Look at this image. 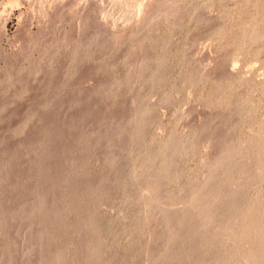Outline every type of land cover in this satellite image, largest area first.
Returning a JSON list of instances; mask_svg holds the SVG:
<instances>
[{
  "label": "rangeland",
  "instance_id": "374dc122",
  "mask_svg": "<svg viewBox=\"0 0 264 264\" xmlns=\"http://www.w3.org/2000/svg\"><path fill=\"white\" fill-rule=\"evenodd\" d=\"M19 1L0 0V264H39L61 249L74 261L94 246L98 264H165L196 242L191 264H240L227 256L257 251L258 238L237 246L232 231L250 204L264 206V0ZM253 29L261 40L245 36ZM226 146L235 166H210ZM72 165L70 201L66 181L57 193L48 187L60 171L70 180ZM158 181L162 203L189 218L187 241L173 242L165 205L147 202ZM218 193L228 196L216 203ZM44 195L52 202L35 211ZM229 205L236 219L224 225ZM60 210L61 225L52 220ZM84 214L96 228L86 237ZM59 229L41 249L39 232Z\"/></svg>",
  "mask_w": 264,
  "mask_h": 264
},
{
  "label": "bare ground",
  "instance_id": "6f19581e",
  "mask_svg": "<svg viewBox=\"0 0 264 264\" xmlns=\"http://www.w3.org/2000/svg\"><path fill=\"white\" fill-rule=\"evenodd\" d=\"M10 1H12V0H10ZM14 1V0H13ZM17 0H15V2H16ZM19 1V0H18ZM77 1V0H76ZM119 1V0H118ZM127 1V0H126ZM129 1V0H128ZM259 1H261V0H259ZM14 2V3H15ZM20 2V1H19ZM121 1H119V3H120ZM137 2V1H136ZM262 2V1H261ZM261 2H258V3H261ZM8 3H9V1H8ZM10 3H13V2H10ZM14 3H13V5H14ZM126 3V2H125ZM16 5L17 4H19L18 2L17 3H15ZM12 5V6H13ZM130 5V4H129ZM128 5V6H129ZM131 5H133V4H131ZM248 5H249V3H248ZM258 6V5H257ZM127 7V6H126ZM125 7V8H126ZM239 7V6H238ZM249 8V7H248ZM247 8V9H248ZM136 9V8H135ZM262 9V8H261ZM45 12V11H44ZM224 12V11H223ZM239 13V12H238ZM130 15V14H129ZM238 15V14H237ZM263 16V15H262ZM223 20V19H222ZM256 20V19H255ZM130 21V20H129ZM219 26V25H218ZM251 26V25H250ZM254 26H256L255 25V23H254ZM253 26V27H254ZM244 28H245V26H244ZM222 29V28H221ZM220 29V30H221ZM238 29H239V27H238ZM248 29V28H247ZM254 29H257V28H254ZM252 30L251 32H249V33H247L245 36H247V37H253V38H255V40L257 39H260L261 40V38H260V36L261 35H258L259 34V32L257 33L255 30ZM258 30H260V29H258ZM222 31V30H221ZM250 31V30H249ZM220 33V32H219ZM241 33V32H240ZM243 34V33H242ZM225 36V35H224ZM261 37H263V36H261ZM252 39V38H251ZM264 39V38H263ZM254 40V39H253ZM116 42V41H115ZM30 43V42H29ZM34 43V42H33ZM52 44V43H51ZM57 44V43H56ZM60 45V44H59ZM53 46V45H52ZM92 47V46H91ZM55 49V48H54ZM56 49H58V48H56ZM24 52V51H23ZM47 52V51H46ZM20 53V52H19ZM26 53V52H25ZM47 55V54H46ZM69 56V55H68ZM80 56V55H79ZM223 60V59H222ZM162 61V60H161ZM160 62V61H159ZM163 62V61H162ZM228 64V63H227ZM223 66V65H222ZM221 66V67H222ZM231 73V72H230ZM205 76V75H204ZM206 77V76H205ZM222 79V78H221ZM231 79V78H230ZM4 83V82H3ZM221 83V82H220ZM142 115V114H141ZM106 117V116H105ZM210 117V116H209ZM221 118V117H220ZM218 119V118H217ZM215 120V119H214ZM213 120V121H214ZM115 121V120H114ZM82 122V121H81ZM116 122V121H115ZM220 122V121H219ZM204 123V122H203ZM223 123V122H222ZM221 123V124H222ZM101 124V123H100ZM142 124V123H141ZM141 124H140V126H141ZM205 124V123H204ZM203 124V125H204ZM210 124V123H209ZM200 125V124H199ZM214 125V124H213ZM212 125V126H213ZM144 126V125H143ZM143 126H141V127H139L138 128V131L140 132L142 129H144V127ZM206 127V126H205ZM208 127V126H207ZM202 128H204V127H202ZM211 128V127H210ZM203 130V129H202ZM204 130H205V128H204ZM136 132V133H138L139 134V132ZM197 131V130H196ZM219 131V130H218ZM196 133V132H195ZM201 133V132H200ZM198 135V134H197ZM219 135V134H218ZM133 136V135H132ZM131 136V137H132ZM137 136V135H136ZM192 136V135H191ZM196 136V135H195ZM194 136V137H195ZM125 137H127V136H125ZM208 137V136H207ZM191 139V138H190ZM205 139V138H204ZM213 139V138H212ZM221 139V138H220ZM85 140V139H84ZM125 140V139H124ZM223 140H224V138H223ZM210 141V140H209ZM212 141V140H211ZM217 141V140H216ZM173 142L177 145V150L176 151H179L180 149H181V146L183 145V143H184V141H182V140H177V142H176V140H175V138L173 139ZM199 142V141H198ZM217 142H219V141H217ZM170 143V142H169ZM166 145H168L167 143H165ZM221 144H222V142H221ZM42 145V144H41ZM216 145V144H215ZM221 147H222V145H220ZM71 147V146H70ZM210 147V146H209ZM213 147V146H212ZM220 147V148H221ZM224 147V146H223ZM72 148V147H71ZM71 148H69V149H71ZM218 148V147H217ZM36 149V148H35ZM82 151H83V149H82ZM230 149H229V147L228 146H226V148L225 149H223V150H221V152H220V154L218 155L219 157H217L216 159H214L213 161H211V163H210V166H212V167H219V166H223V165H232V166H235V162H236V160L234 159V155H232V154H230ZM216 152H217V149H216ZM161 153H162V151H161ZM171 153V152H170ZM178 153V152H177ZM219 153V152H218ZM162 154H164V152L162 153ZM79 155V154H78ZM81 155V154H80ZM83 155V154H82ZM166 157H169V155L170 154H164ZM208 155V154H207ZM22 156V155H21ZM54 158L56 157V156H53ZM173 157V156H172ZM78 158V157H77ZM161 158V157H160ZM20 159V158H19ZM43 159V158H42ZM56 159H57V157H56ZM153 159V158H152ZM157 159V158H156ZM173 159V158H172ZM10 160V159H9ZM55 160V159H54ZM63 160V159H62ZM210 160H211V158H210ZM18 161V160H17ZM56 161V160H55ZM59 161V160H58ZM66 161V160H65ZM80 161H81V158H80ZM79 161V162H80ZM84 161V159H82V161L81 162H83ZM161 161H163V160H161ZM169 161V160H168ZM167 161V162H168ZM11 162H12V160H11ZM20 162H22V161H20ZM24 162V161H23ZM76 162V161H75ZM80 162V163H81ZM165 162V161H164ZM208 162V161H207ZM210 162V161H209ZM44 163H46V162H44ZM63 163V162H62ZM76 163H78V162H76ZM84 163V162H83ZM83 163L82 164H80L79 165V163H78V167H77V165H75V169L72 171L73 173L68 177L70 180H68V184H67V180H66V177H65V172H61L60 171V173H58V174H56V175H58L57 176V178H56V180H53L54 181V183H52V184H49V185H51V187H48V190H49V188H51L50 190L51 191H49L50 193L51 192H55V193H57L58 191V189H60L61 187H63L64 185H65V181H66V185L65 186H67L66 188L68 189V191L66 192L67 194L65 195L67 198H68V200H70V201H73L75 198H74V196L76 195V190L78 189V187H76L75 188V182H74V179L76 178L75 176L78 174L77 173V169H79V166L80 167H83V166H81V165H83ZM13 167V166H12ZM60 167V166H59ZM64 167V166H63ZM76 167H77V169H76ZM56 168V167H55ZM62 168V167H61ZM57 169V168H56ZM58 170V169H57ZM56 170V171H57ZM62 170V169H61ZM65 170V169H64ZM10 171V170H9ZM23 171V170H22ZM83 171V170H82ZM26 172V171H25ZM80 172V171H79ZM21 174V173H20ZM43 174V173H42ZM50 174V173H49ZM53 174V173H52ZM51 174V175H52ZM82 174V172L79 174V175H81ZM84 174L85 175H91L90 174V172H88V174H86L85 173V171H84ZM157 174V176L159 177V174H158V172L156 173ZM161 174V173H160ZM248 174V173H247ZM13 175V174H12ZM40 175V174H39ZM83 175V174H82ZM235 175V174H234ZM262 176H264V173L263 174H261ZM43 176V175H42ZM45 176V175H44ZM44 176H43V178H44ZM88 176V177H89ZM156 176V177H157ZM245 176V175H244ZM24 177V176H23ZM91 177V176H90ZM232 177V173H227L226 175H225V178H231ZM41 180H42V178H40ZM48 179V178H47ZM77 180H78V178H76ZM46 180V179H45ZM50 180V179H49ZM159 180V179H158ZM227 180V179H226ZM18 181V180H17ZM43 181H44V179H43ZM48 181V180H47ZM228 181V180H227ZM159 183H157L156 182V185H155V187H154V189H153V194H151L150 192H149V190L150 189H152V188H150L149 187V190H148V193H146L147 192V188L145 189L146 190V192H145V190H144V192L146 193V194H149L150 193V195L149 196H147L145 193L143 194V195H146L148 198H146L147 199V202L148 203H151V202H158L159 204L157 205V203H156V205L157 206H161V205H165V208L164 207H162V210H163V212H165L166 214L165 215H163V216H165L166 218H165V224H167L168 225V227H170V229H171V234H172V240H173V242H175V241H177L178 240V242L180 241H183V240H186V238L188 239V231H189V228H187V226H188V217L187 216H180V215H177L178 214V212L177 211H174V210H176V206H174L175 204H174V200L173 201H171L170 202V200H168L169 202L167 203V206H166V204H163V203H165L164 202V200L162 199V201H163V203H162V201H161V198H162V196H163V192H164V190L166 189L167 190V188H164V189H162V186H161V182L160 181H158ZM17 183V182H16ZM48 183V182H47ZM45 184V183H44ZM44 184H42V186L44 185ZM45 185H47V184H45ZM19 186V185H18ZM41 186V187H42ZM48 186V185H47ZM153 187V186H152ZM18 188V187H17ZM20 188V187H19ZM38 188H40V187H38ZM65 188V189H66ZM45 189V188H44ZM93 190H95L96 191V189L97 188H95L94 189V187L92 188ZM92 189H91V187H90V191H86V192H83V197H84V195L86 196V197H88L89 196V198H90V194L91 195H93L92 194ZM17 190V189H16ZM20 190V189H19ZM24 190V189H23ZM170 190V189H169ZM168 190V191H169ZM40 191H41V189H40ZM57 191V192H56ZM60 191V190H59ZM94 191V192H95ZM151 191V190H150ZM238 191V190H237ZM45 192V191H44ZM49 192H47V193H49ZM158 192H160V195H159V193ZM49 193V194H50ZM143 193V190H142V192H141V194ZM157 193H158V195H157ZM165 193H168L167 191L165 192ZM164 193V194H165ZM39 194H41V193H39ZM54 194V193H53ZM59 194V193H58ZM202 193H198V195H194V200H192L191 201V203L192 202H194V204H198V203H201V201H202V195H201ZM225 194V193H224ZM224 194H222V193H218L215 197H214V201L216 202V203H220V201H222V200H225L226 198H227V196L226 195H224ZM235 194H237L236 192H235ZM234 194V195H235ZM55 195V194H54ZM229 195H230V193H229ZM50 197L52 196L51 194L49 195ZM165 196V195H164ZM168 197H169V195H167ZM232 196V195H231ZM230 196V197H231ZM49 197V198H50ZM86 197H85V201H83V203H84V205L86 206V203H87V200L89 199H86ZM31 198V197H30ZM37 198V197H36ZM48 198V196L47 195H44V197L40 200V202H38L37 204H36V206L34 207V210L35 211H41V210H43V209H45V207H46V205L48 206V204L49 203H51L52 201H51V199L52 198H50V201L48 200L49 199ZM67 198H65V201L67 202ZM74 198V199H73ZM142 198L144 199V197L142 196ZM259 200V197L257 198L256 197V199L255 200ZM255 200L253 201V202H255ZM37 201V200H36ZM47 201H49V203L48 204H46L47 203ZM69 201V202H70ZM88 201H90V200H88ZM143 201V200H142ZM262 201V200H261ZM69 202H67L68 203V205H69ZM176 202V201H175ZM185 202V201H184ZM252 202V203H253ZM89 203V202H88ZM147 203V204H148ZM190 202H188V204H189ZM255 203H257V202H255ZM70 204H73L72 202L70 203ZM146 204V203H145ZM188 204L186 205V207L188 206ZM53 205V204H52ZM76 205H78V204H76ZM83 205V206H84ZM89 205V204H88ZM177 205V204H176ZM199 205V204H198ZM197 205V206H198ZM256 205V204H255ZM51 206V205H50ZM49 206V207H50ZM58 206V205H57ZM56 206V207H57ZM62 206V205H61ZM63 206H67V205H63ZM98 204L97 205H95V207H94V209H93V213L94 212H96L97 211V209H98ZM146 206V205H145ZM144 206V207H145ZM156 206V207H157ZM192 206V205H191ZM249 206V205H248ZM257 206V205H256ZM258 206H261V204L260 205H258ZM76 207H78V206H76ZM155 207V208H156ZM174 207H176V208H174ZM51 208V207H50ZM62 208H64V207H62ZM69 208H71V210L73 209L72 207H70L69 206ZM84 208V207H83ZM86 208V207H85ZM161 208V207H160ZM185 208V207H184ZM184 208H182L183 210H184ZM48 209V208H47ZM52 209V208H51ZM51 209L49 210V211H51ZM60 209H61V207H60ZM66 209H67V207H66ZM80 209V208H79ZM88 209V208H87ZM188 209V208H187ZM263 209V210H262ZM261 210L260 209H257V210H255V208H254V206L252 205V204H250V206L249 207H247V209L244 211V213H243V216H242V225L240 226V228L238 229V232H234V231H232V233H233V236H234V240H235V245H237L238 246V244H241L242 243V241L244 240H249V239H251V238H254V237H256V239L258 240V243L257 242H254V243H257L258 245H259V248L257 249V251L255 250L252 254H247V255H241V253H239L238 251H234V252H232L229 256H227L228 258H227V261H229V260H231V259H233V258H239V259H241V260H239L240 261V264H264V206H263V208H262ZM7 210H9V209H7ZM11 210V209H10ZM28 210V209H27ZM32 210H33V208H32ZM57 210V209H56ZM78 210V209H77ZM76 210V211H77ZM85 210V209H84ZM146 210V209H145ZM160 210V209H159ZM235 210H237V206L236 205H229V207H228V211H227V216H225V219H224V222H225V224L224 225H228V224H231L235 219H236V214H237V211H235ZM4 211H6V210H4ZM26 211V210H25ZM83 211V210H82ZM46 212V211H45ZM54 212V211H53ZM57 213H56V216L54 217V216H52V217H54V218H52V220L53 221H56L57 223L58 222H60L59 224L61 225V223H62V221H64L65 219H66V217H67V214H66V212L65 211H63V210H60V211H56ZM70 212V211H69ZM68 212V209H67V213H69ZM72 212H74V210L72 211ZM78 212H79V210H78ZM159 212V211H158ZM160 212H162L161 210H160ZM162 212V214H164ZM17 213H20V215H22V214H24V210H21V212H17ZM252 213H254V215L256 214V215H258V217L256 218L257 220L254 222L253 221V223H252V221H251V223L252 224H250L249 223V221H248V219H250V217H249V215H251ZM4 214V213H3ZM10 214H12V213H10ZM49 214V217L51 216L50 214L51 213H48ZM145 214V213H144ZM203 214V213H202ZM261 214H262V216H261ZM8 215V214H7ZM18 215V214H17ZM46 215V214H45ZM69 215V214H68ZM85 215V214H84ZM142 215H143V213H142ZM40 216V215H39ZM86 216V215H85ZM7 217V216H6ZM36 217V216H35ZM48 217V218H49ZM143 217V216H142ZM149 217V216H148ZM148 217H145V218H147V219H145V220H147V222L149 223V220H148ZM260 217H262V218H260ZM19 218V217H18ZM40 218V217H39ZM45 218V217H44ZM48 218H47V221L48 222H50L51 223V217L49 218V220H48ZM140 218H141V216H140ZM164 218V217H163ZM1 219V218H0ZM144 219V218H143ZM255 219V218H254ZM42 220V219H41ZM44 221H46V219H43ZM152 220V219H151ZM82 221H83V219H82ZM84 221H85V226H83L82 224V226H80L79 228H80V232L81 233H83V234H81V236L83 237V236H88L87 234L86 235H84L85 233H88V231H92L93 229L95 230L96 228H95V226H94V221L92 220V218L91 217H89L88 216V218H87V216H86V219H84ZM143 221V220H142ZM37 222V221H36ZM55 222V223H56ZM146 222V221H145ZM248 222V223H247ZM40 223H43V226H44V222H42V221H40ZM50 223H48V224H50ZM52 224V223H51ZM65 224V223H64ZM146 224V223H145ZM241 224V223H240ZM33 225V224H32ZM42 225V224H41ZM45 225H46V222H45ZM35 226V225H34ZM42 226V229H44V227ZM148 226V225H147ZM146 226V227H147ZM46 227V226H45ZM145 227V228H146ZM36 228V227H35ZM54 228V227H53ZM47 229V228H46ZM45 229V230H46ZM58 229V228H57ZM148 229V228H147ZM222 229V227L220 226L219 227V230H221ZM40 230V229H39ZM45 230H42V232H39V233H42V235H40L41 236V238H40V241H38V245L41 247V249H46L47 247H49L48 245H50L53 241H54V239L56 238H58L59 239V237L61 238V236L59 235V234H61L62 233V229L60 230H58V231H61V232H54V233H52L51 235H50V233H48L47 231H45ZM53 229H51V231H52ZM93 230V231H94ZM188 230V231H187ZM50 231V232H51ZM147 231V230H146ZM78 232H79V230H78ZM79 232V233H80ZM152 232V231H151ZM188 232V233H187ZM66 233V232H65ZM145 233V232H144ZM198 233V232H197ZM147 234V233H146ZM190 234V233H189ZM193 234H195L194 232H193ZM199 234V233H198ZM198 234H196V235H198ZM157 235V234H156ZM191 235V234H190ZM189 235V236H190ZM57 236H59V237H57ZM199 236H200V234L198 235V238H199ZM84 237V238H85ZM191 237V236H190ZM193 237V236H192ZM194 237H196V236H194ZM190 238V239H195V238ZM197 238V237H196ZM41 239H43L42 241H41ZM55 239V240H56ZM86 239V238H85ZM165 239V238H164ZM255 239V238H254ZM196 240V239H195ZM198 240V239H197ZM59 240H57L56 242H58ZM79 241H80V238H79ZM154 241V240H153ZM187 241V240H186ZM194 240H192V242H193ZM243 241V242H244ZM255 241V240H254ZM149 242V241H148ZM158 242V241H157ZM166 242V241H165ZM169 242H171V241H169ZM179 242V243H180ZM62 243V242H61ZM83 243V242H82ZM86 243V242H85ZM139 243V242H138ZM156 243V242H155ZM177 243V242H176ZM183 243V242H182ZM195 243V242H194ZM56 244V243H55ZM59 244V243H58ZM167 244V243H166ZM192 245H193V243H191ZM196 244L198 245V244H200V243H198V242H196ZM193 245V246H196L197 247V245ZM52 245V244H51ZM50 245V246H51ZM85 245V244H84ZM146 245V244H145ZM149 245V244H148ZM161 245V244H160ZM172 245V244H171ZM186 245H187V243H186ZM82 246V245H81ZM165 246V245H164ZM169 246V245H168ZM174 246V245H173ZM189 246V245H188ZM193 246H189V248H191V249H187V246H186V248H184V246H183V250L181 249V252L180 253H178L177 255H174L175 253L173 252V255L172 254H170L169 252H166L167 254V256H168V253L170 254L169 256L170 257H172V259H170V260H172V261H170L171 263H169V264H191L192 263V261H195V260H192L193 258H195V257H191L192 259V261L190 260L189 262H187L188 260H187V258H189V255L192 253V254H195L194 252H195V250H196V248L195 247H193ZM200 246V245H199ZM57 247V246H56ZM72 247V246H71ZM156 247V246H155ZM159 247V246H158ZM157 247V248H158ZM193 247V248H192ZM243 247V246H242ZM254 248H257V246L255 247V246H253ZM36 248V247H35ZM63 248V247H62ZM79 247H75V248H73V250H75L76 251V249H78ZM82 249L80 250V249H78V250H80V253L78 254V252L77 253H73L74 255H72V256H74L75 257V255H77L75 258H74V261H72L73 260V257H71L72 258V260H70V261H68L67 260V258L65 257V255L63 254L64 252H62V251H64V249H61L60 251L58 250L57 252L55 251L53 254H51V255H49V256H51L49 259H48V256H47V258L44 256V258L43 257H41L42 255H45L44 254V250L42 251V250H40V252L42 251V255L40 256L41 258H39V260H38V263L39 264H83V263H85L84 261L85 260H87V259H90L91 261V263L92 264H98V263H100L101 261V257H100V255H99V247L98 246H94V247H89V248H87V247H81ZM141 248V247H140ZM145 248V247H144ZM143 248V249H144ZM152 248H153V246H152ZM151 248V249H152ZM172 248V247H171ZM199 248V247H198ZM154 249V248H153ZM158 249H160V248H158ZM158 249H156V250H158ZM169 249V248H168ZM192 249H194V250H192ZM240 249V248H239ZM35 250V249H34ZM140 250V249H139ZM144 250H146V249H144ZM149 250V249H148ZM192 250V251H191ZM237 250V249H236ZM254 250V249H253ZM37 251V250H36ZM54 251V250H53ZM66 251H67V249H66ZM69 251V250H68ZM75 251H73V252H75ZM150 251V250H149ZM168 251H170V250H168ZM197 251V250H196ZM198 251H199V249H198ZM46 252V251H45ZM140 252H141V250H140ZM143 252V251H142ZM200 252V251H199ZM231 252V251H230ZM151 253V252H150ZM247 253V252H246ZM156 254V252L154 253V251L151 253V255L148 253V255L150 256V258L151 257H153V258H156V257H159V256H156L155 255ZM47 255V254H46ZM147 255V256H148ZM137 256V255H136ZM138 256H140L139 254H138ZM193 256V255H192ZM194 256H196V254L194 255ZM38 257V256H37ZM68 257V256H67ZM170 257H167V258H170ZM137 258V257H136ZM139 258V257H138ZM141 258V257H140ZM167 258H165L166 259V262H167V264H168V262L169 261H167ZM161 259V258H160ZM169 260V259H168ZM187 260V261H186ZM72 261V262H71ZM88 261V260H87ZM135 261V260H134ZM164 261V260H163ZM226 261V262H227ZM37 262V261H36ZM166 262H165V264H166ZM198 262H200L199 260H198ZM193 263V264H201V263ZM229 263V262H228ZM227 263V264H228ZM235 263V262H234ZM236 263H237V261H236ZM142 264V263H141ZM145 264V263H144ZM226 264V263H225Z\"/></svg>",
  "mask_w": 264,
  "mask_h": 264
}]
</instances>
